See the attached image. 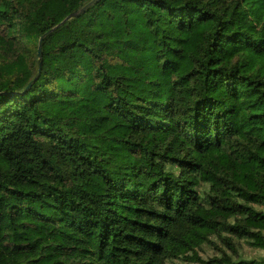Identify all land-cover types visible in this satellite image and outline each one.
Returning a JSON list of instances; mask_svg holds the SVG:
<instances>
[{
	"label": "trees",
	"instance_id": "trees-1",
	"mask_svg": "<svg viewBox=\"0 0 264 264\" xmlns=\"http://www.w3.org/2000/svg\"><path fill=\"white\" fill-rule=\"evenodd\" d=\"M90 1L0 0V264H264V0H100L39 60Z\"/></svg>",
	"mask_w": 264,
	"mask_h": 264
},
{
	"label": "rangeland",
	"instance_id": "rangeland-1",
	"mask_svg": "<svg viewBox=\"0 0 264 264\" xmlns=\"http://www.w3.org/2000/svg\"><path fill=\"white\" fill-rule=\"evenodd\" d=\"M222 236L230 238L228 234ZM196 251L197 260L188 256L174 259L170 264H207V262H211L214 259H222L224 253L233 259L257 258L260 256V251L256 250L248 241L234 238L232 242L226 244V241L218 235L211 236L210 241L198 247Z\"/></svg>",
	"mask_w": 264,
	"mask_h": 264
},
{
	"label": "water",
	"instance_id": "water-1",
	"mask_svg": "<svg viewBox=\"0 0 264 264\" xmlns=\"http://www.w3.org/2000/svg\"><path fill=\"white\" fill-rule=\"evenodd\" d=\"M100 0H92L90 1L87 5H85L81 10H79L78 12L72 14L70 17H68L66 20H64L59 26H57L56 28L48 31L47 33H45L43 36H41L40 40H39V44H38V57L39 60H41L42 58V45H43V41L44 39L49 36L51 33H53V31L55 29H57L58 27H60L61 25H63L64 23H66L70 18H73L75 16H79L81 13H84L86 10H88L91 6H93L94 4H96L97 2H99ZM41 67H42V62H40V66H39V71H38V76L41 73ZM33 83V82H32ZM32 83L29 84V86L27 87L26 91L29 90V88L31 87Z\"/></svg>",
	"mask_w": 264,
	"mask_h": 264
}]
</instances>
